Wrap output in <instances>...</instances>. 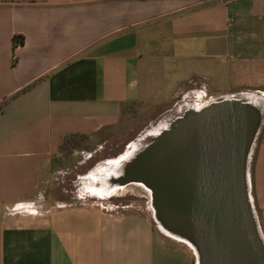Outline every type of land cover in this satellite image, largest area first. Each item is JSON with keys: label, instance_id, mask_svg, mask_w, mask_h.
Listing matches in <instances>:
<instances>
[{"label": "crops", "instance_id": "obj_1", "mask_svg": "<svg viewBox=\"0 0 264 264\" xmlns=\"http://www.w3.org/2000/svg\"><path fill=\"white\" fill-rule=\"evenodd\" d=\"M177 96L262 109L249 180L264 230V0H0V264H196L146 211L34 198L65 138Z\"/></svg>", "mask_w": 264, "mask_h": 264}, {"label": "water", "instance_id": "obj_2", "mask_svg": "<svg viewBox=\"0 0 264 264\" xmlns=\"http://www.w3.org/2000/svg\"><path fill=\"white\" fill-rule=\"evenodd\" d=\"M262 119L239 98L187 108L147 136L113 182L143 186L155 221L191 246L196 264H264L249 180Z\"/></svg>", "mask_w": 264, "mask_h": 264}, {"label": "rangeland", "instance_id": "obj_3", "mask_svg": "<svg viewBox=\"0 0 264 264\" xmlns=\"http://www.w3.org/2000/svg\"><path fill=\"white\" fill-rule=\"evenodd\" d=\"M183 97L177 96L169 103L132 104L123 111L114 130L89 139H77L75 146L58 156L51 173L44 175L34 195L37 212H42L48 202L64 205L94 203L116 212L146 211L154 219L150 193L143 186L119 187L113 180L121 174L123 164L146 136L157 134L172 114L183 112L187 107L197 108L192 98L184 100ZM204 102L209 100L204 99ZM258 227L264 240V230L259 223Z\"/></svg>", "mask_w": 264, "mask_h": 264}, {"label": "trees", "instance_id": "obj_4", "mask_svg": "<svg viewBox=\"0 0 264 264\" xmlns=\"http://www.w3.org/2000/svg\"><path fill=\"white\" fill-rule=\"evenodd\" d=\"M14 42H15L14 43L15 44V47L22 46L24 44V38L22 36H17V37L14 38ZM14 63H15V61H14ZM27 89H25L24 91H26ZM127 107H129V106H126L123 109V111ZM77 139H87V138L86 137H83V136H76V135H72V136H69V137L65 138L64 141H63V143H62V146H61L59 155L54 156L52 158V160H56L58 158V156H60L61 154L65 153V151H68L73 146H75Z\"/></svg>", "mask_w": 264, "mask_h": 264}, {"label": "bare ground", "instance_id": "obj_5", "mask_svg": "<svg viewBox=\"0 0 264 264\" xmlns=\"http://www.w3.org/2000/svg\"><path fill=\"white\" fill-rule=\"evenodd\" d=\"M251 100H252V99H251ZM203 104H204V103H203ZM261 110H262V109H261ZM172 115H173V114H172ZM164 125H166V123H165ZM158 128H159V127H158ZM163 128H164V127H162L160 130H162ZM154 129H155V128H154ZM156 130H159V129H156ZM146 137H147V136H146ZM147 140H148V139H145L146 142L139 143L138 146L135 147L136 150H135L134 147H133L134 151L132 152L131 155H129V157L127 156V157H128V160L130 159L131 156L135 155L136 152H137L138 150H140L142 147H144V146L146 145ZM134 146H135V145H134ZM130 152H131V151H130ZM125 156H126V155H125Z\"/></svg>", "mask_w": 264, "mask_h": 264}]
</instances>
